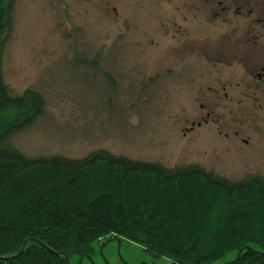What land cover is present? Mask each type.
Returning <instances> with one entry per match:
<instances>
[{
	"label": "trees",
	"instance_id": "obj_1",
	"mask_svg": "<svg viewBox=\"0 0 264 264\" xmlns=\"http://www.w3.org/2000/svg\"><path fill=\"white\" fill-rule=\"evenodd\" d=\"M16 0H0V264H68L116 236L170 264H264V177L167 167L105 148L28 156L13 137L46 108L6 79ZM81 61L89 59L78 56ZM119 264V263H106Z\"/></svg>",
	"mask_w": 264,
	"mask_h": 264
},
{
	"label": "rangeland",
	"instance_id": "obj_2",
	"mask_svg": "<svg viewBox=\"0 0 264 264\" xmlns=\"http://www.w3.org/2000/svg\"><path fill=\"white\" fill-rule=\"evenodd\" d=\"M132 0H16L13 28L5 51L6 79L17 92L39 91L44 113L13 137L28 156L80 157L105 148L132 159L167 167L197 164L232 179L247 175L234 166H259L223 148L210 128L181 132L201 99L167 93L164 79L152 80L148 31L131 26ZM121 16L125 23L120 22ZM120 25H124L123 29ZM89 59L81 61L78 56ZM140 62L135 71L134 60ZM137 70V69H136ZM263 158V157H261ZM264 162V160H263ZM264 177V173L258 174ZM234 257L227 255L225 264ZM170 264L152 259L141 246L107 236L90 257L68 264Z\"/></svg>",
	"mask_w": 264,
	"mask_h": 264
},
{
	"label": "flooded vegetation",
	"instance_id": "obj_3",
	"mask_svg": "<svg viewBox=\"0 0 264 264\" xmlns=\"http://www.w3.org/2000/svg\"><path fill=\"white\" fill-rule=\"evenodd\" d=\"M132 1L131 26L148 31L153 48L149 77L163 78L167 93L202 100L183 136L210 128L239 159L263 163L233 168L264 173V0Z\"/></svg>",
	"mask_w": 264,
	"mask_h": 264
},
{
	"label": "water",
	"instance_id": "obj_4",
	"mask_svg": "<svg viewBox=\"0 0 264 264\" xmlns=\"http://www.w3.org/2000/svg\"><path fill=\"white\" fill-rule=\"evenodd\" d=\"M66 258H67V261H68V257L67 256H65ZM106 264V263H105Z\"/></svg>",
	"mask_w": 264,
	"mask_h": 264
}]
</instances>
